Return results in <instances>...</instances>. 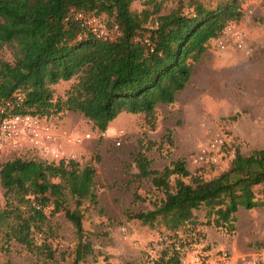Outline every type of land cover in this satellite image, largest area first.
Here are the masks:
<instances>
[{
    "label": "trees",
    "instance_id": "1",
    "mask_svg": "<svg viewBox=\"0 0 264 264\" xmlns=\"http://www.w3.org/2000/svg\"><path fill=\"white\" fill-rule=\"evenodd\" d=\"M135 1H143L146 8L131 11ZM245 1L226 0L212 8L192 0L189 12L180 5L160 14L162 3L157 0H0V50L19 48L22 62L30 70L23 75L9 67L3 69L0 103L22 87L21 81L29 82V86L23 85L30 89L24 97L32 114L77 113L104 133L113 120L126 113L141 116L152 132L157 128V107L174 103L177 93L189 83L194 65L207 49L215 48L210 41L218 40L228 27L238 28L248 15ZM76 13L105 15L108 28L117 30L108 39H96L75 20ZM146 37L150 47L144 43ZM73 77L76 83L63 99L51 105L45 85ZM5 80L15 85L8 89L2 83ZM240 117L241 112H236L217 122L227 143L223 169H204L191 175L185 161L177 159L158 172L150 168L143 153L135 155L137 177L151 178L152 186L164 196L153 210L125 214L128 220L144 226H161V251L151 264H179L174 243L182 247L204 244L206 235L201 227H212L221 237H233L239 209H264V149L241 154L238 138L227 127ZM165 139L172 146L168 130ZM95 173L92 166L79 169L73 160L53 164L34 157H14L4 162L0 165V186L6 204L0 209V227L27 250L53 259L48 241L36 246L32 234L42 233L44 212L52 206L47 192L59 194L63 182L75 201L74 209L65 216L80 239L72 264L83 263L92 249L81 242L83 216L79 209L84 200L97 199ZM211 173L213 177L206 179ZM54 179L59 182L50 183ZM139 200L134 193L133 202ZM200 209L205 215L198 223L195 212Z\"/></svg>",
    "mask_w": 264,
    "mask_h": 264
},
{
    "label": "rangeland",
    "instance_id": "2",
    "mask_svg": "<svg viewBox=\"0 0 264 264\" xmlns=\"http://www.w3.org/2000/svg\"><path fill=\"white\" fill-rule=\"evenodd\" d=\"M161 2L160 14H167L180 5L184 12L192 9V0H157ZM207 7H215L226 0H199ZM243 6L247 8L248 15L244 20V26L237 28L242 31L247 44L252 47L253 54L246 56L242 51L229 46L219 50L214 42L215 51L231 50L241 52L248 61H255L259 57L261 62L258 67L249 70V82L246 87L239 84L236 99L243 105L239 112L241 117L237 120L241 138H238L240 152L243 155L253 150L264 149L263 132H251V125L264 128V0H246ZM146 7L143 1H135L130 9L140 12ZM105 16V15H101ZM105 20L108 18L105 16ZM260 39L261 42L251 40ZM22 62L19 48L4 47L0 50V83L3 69L9 67L11 71H18L25 75L30 72ZM262 73V74H261ZM262 78V80H261ZM8 89L15 85L11 81L2 82ZM76 83L73 77L68 81L45 85L50 92L51 105L63 99L68 89ZM262 83V84H261ZM29 82H20L22 87L14 93L26 95ZM23 85H28L23 86ZM50 111L53 108H48ZM53 122L59 132H65L70 136L84 137L89 135L79 145L64 144L63 150L67 155H73L79 169L85 166L95 168L94 193L96 201L84 200L81 208L83 235L82 243L91 246L92 253L87 255L80 264H143L146 257L157 258L159 252H154L160 234L161 226L154 228L142 225L136 220H128L126 212L137 213L150 211L159 205L164 198L160 190L152 186L151 178L140 179L137 177L138 170L133 162L135 155L143 153L150 161L152 170L161 172L170 162L182 159L187 169H191L189 163L191 157L198 149L206 144L215 134L220 133L214 127L210 133H205L197 139L194 149L181 154V150L174 144L169 146L165 139L164 126H159L154 131H149L141 119V116L122 114L113 120L104 133H99L92 124L80 114L65 112L63 114H50L46 116ZM235 123H231L233 126ZM206 126V121L203 122ZM232 126H228L231 129ZM110 128V130H109ZM32 153L21 156L24 160L30 159ZM17 157V156H14ZM99 157V160L96 159ZM13 158L0 157V165ZM34 159H38L34 157ZM70 159V158H69ZM214 173L205 176L206 179L213 177ZM187 182L189 180H186ZM58 179L50 180V183H58ZM173 184V179H171ZM63 189L59 194L50 190L47 195L51 201V207L45 210L46 221L42 226V233L34 231L32 234L36 246H40L43 240H47L54 253L53 259H48L36 251H29L14 239L6 235V228L0 227V264H72L75 259L76 246L80 242L72 224L66 219V213L74 209L75 201L69 189L61 182ZM137 193L141 200L133 202V194ZM6 198L4 190L0 186V209L5 208ZM56 207L57 212H52ZM197 222H202L205 210L195 212ZM235 234L233 237H221L216 229L212 230L210 237L205 240L208 249L227 251L229 264H249L253 258L264 251V209L252 210L239 209L236 213ZM207 235V234H205ZM151 264V262H150Z\"/></svg>",
    "mask_w": 264,
    "mask_h": 264
},
{
    "label": "built area",
    "instance_id": "3",
    "mask_svg": "<svg viewBox=\"0 0 264 264\" xmlns=\"http://www.w3.org/2000/svg\"><path fill=\"white\" fill-rule=\"evenodd\" d=\"M74 18L99 40L112 37L117 30V27L113 30L108 28L105 16H85L82 13H76ZM118 35L117 32L115 36ZM144 43L150 47L147 37ZM215 44L219 50H224L231 45L246 56L253 54L245 34L236 27L224 29ZM88 138L89 135L79 137L59 132L56 125L46 116L30 113L25 107V97L22 94L15 93L0 103V157L14 158V156L21 157L32 153V158L36 157L48 163L58 164L73 158V155H67L63 150L64 144L79 145ZM225 145L227 143L221 133L215 134L202 145L189 161L191 169L188 171L191 175L204 169L220 170L226 167ZM229 156L233 158L234 154L230 153ZM162 242L163 238L159 237L154 246V252L160 253ZM206 246L208 247L206 243L193 247L173 244L175 252L179 255V264H229L230 257L225 249L206 250ZM151 260L153 257L149 258L145 264H150ZM249 264H264V251L258 254V258H253Z\"/></svg>",
    "mask_w": 264,
    "mask_h": 264
},
{
    "label": "crops",
    "instance_id": "4",
    "mask_svg": "<svg viewBox=\"0 0 264 264\" xmlns=\"http://www.w3.org/2000/svg\"><path fill=\"white\" fill-rule=\"evenodd\" d=\"M246 17L238 28L244 26ZM250 36L251 40L261 42L260 39H254L251 33ZM210 44L214 45V40H211ZM260 63L259 57L255 61H248L240 51L233 49H207L194 65L189 83L177 93L174 103L157 107V128L164 126L165 131H170L181 154L194 149L197 139L212 132L214 127L216 129L220 119L239 112L241 106L247 107L246 102L241 105L235 98L239 92L238 85L242 84L246 94L249 70L258 67ZM122 114L126 113L120 115ZM204 121L206 126L203 125ZM236 123L230 130L234 136L241 138ZM250 131H261L264 135V128L260 129L258 126L251 125ZM201 230L207 234V238H213L210 237L211 231L214 230L212 227H201Z\"/></svg>",
    "mask_w": 264,
    "mask_h": 264
}]
</instances>
